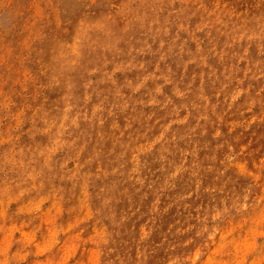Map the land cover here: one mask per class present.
Wrapping results in <instances>:
<instances>
[{"label":"rangeland","instance_id":"1","mask_svg":"<svg viewBox=\"0 0 264 264\" xmlns=\"http://www.w3.org/2000/svg\"><path fill=\"white\" fill-rule=\"evenodd\" d=\"M0 264H264V0H0Z\"/></svg>","mask_w":264,"mask_h":264},{"label":"bare ground","instance_id":"2","mask_svg":"<svg viewBox=\"0 0 264 264\" xmlns=\"http://www.w3.org/2000/svg\"><path fill=\"white\" fill-rule=\"evenodd\" d=\"M71 48V47H70Z\"/></svg>","mask_w":264,"mask_h":264}]
</instances>
